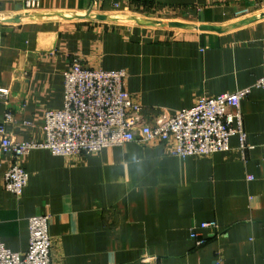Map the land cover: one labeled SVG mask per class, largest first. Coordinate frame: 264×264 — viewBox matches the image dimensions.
Instances as JSON below:
<instances>
[{
  "label": "crops",
  "instance_id": "0c3cea01",
  "mask_svg": "<svg viewBox=\"0 0 264 264\" xmlns=\"http://www.w3.org/2000/svg\"><path fill=\"white\" fill-rule=\"evenodd\" d=\"M154 9L184 27L155 23ZM263 51L264 0H0V93H9L0 126L12 112L7 133L42 143L43 116L63 108L74 60L125 70L144 122L155 124L201 97L254 86ZM241 111L244 151L237 136L227 152L187 159L160 143L77 158L30 151L19 159L30 176L20 199L4 188L13 159L0 153V242L26 253L29 219L49 214L54 264H264V89ZM213 221L219 231L196 245L190 231Z\"/></svg>",
  "mask_w": 264,
  "mask_h": 264
},
{
  "label": "built area",
  "instance_id": "2783aa9c",
  "mask_svg": "<svg viewBox=\"0 0 264 264\" xmlns=\"http://www.w3.org/2000/svg\"><path fill=\"white\" fill-rule=\"evenodd\" d=\"M104 3L105 0H94ZM115 10L123 4L113 3ZM248 10L237 15L248 14ZM264 61V51H263ZM64 106L48 110L43 116L45 140L42 143L17 142L4 124L14 122L12 112L0 126V153L11 155L12 164L3 175L4 188L20 199L29 182V173L19 159L30 151L49 150L65 158L98 155L103 150L130 142L143 145L160 143L170 154L182 159L206 157L230 150V139L237 136L242 151L247 150L242 102L254 89H264V76L254 86L216 97H201L189 109L174 114L163 113L155 124L144 122L143 107L127 90L125 70L105 71L89 68L74 60L65 73ZM0 101L8 104L9 93H0ZM0 162V167H1ZM49 214L29 219L30 241L24 254L14 253L0 242V264H54ZM219 231L217 222H203L190 231V239L205 245L203 232ZM220 259V258H219ZM147 264H160L157 258H145Z\"/></svg>",
  "mask_w": 264,
  "mask_h": 264
},
{
  "label": "rangeland",
  "instance_id": "374dc122",
  "mask_svg": "<svg viewBox=\"0 0 264 264\" xmlns=\"http://www.w3.org/2000/svg\"><path fill=\"white\" fill-rule=\"evenodd\" d=\"M146 15L149 17V19L159 20L168 29V26H167L168 22H167V20H165L166 18L164 17L165 16L164 14H159L158 11L156 12V9H154L153 12H147ZM159 21H157V22H159ZM153 27H156V26H153Z\"/></svg>",
  "mask_w": 264,
  "mask_h": 264
},
{
  "label": "water",
  "instance_id": "95a60500",
  "mask_svg": "<svg viewBox=\"0 0 264 264\" xmlns=\"http://www.w3.org/2000/svg\"><path fill=\"white\" fill-rule=\"evenodd\" d=\"M155 23L162 24V22H155ZM168 26L170 28H175V29H177V28H183L184 27V25L178 24V23H169Z\"/></svg>",
  "mask_w": 264,
  "mask_h": 264
}]
</instances>
